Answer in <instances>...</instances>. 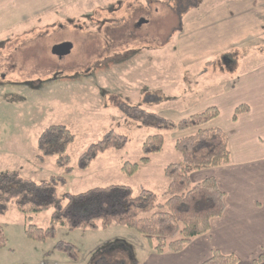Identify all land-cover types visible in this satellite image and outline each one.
<instances>
[{
  "label": "rangeland",
  "instance_id": "rangeland-1",
  "mask_svg": "<svg viewBox=\"0 0 264 264\" xmlns=\"http://www.w3.org/2000/svg\"><path fill=\"white\" fill-rule=\"evenodd\" d=\"M220 4V0H0V177L19 173L39 183L62 176L68 181L59 188L62 196L110 186L128 187L136 196L147 189L165 204L164 170L182 161L175 141L187 132L160 129L159 118L177 123L224 105L230 94L229 101L243 98L244 91L228 90L226 85H233L242 69L264 68V34H254L243 44L219 36L220 26L213 18L220 16L219 10L226 12ZM142 19L147 23L139 25ZM189 21L194 23L189 26ZM64 41L71 42L73 50L59 60L51 50ZM227 54L231 61H225ZM51 126H64L75 136L68 150L70 175L58 167L55 157H39L38 140ZM109 131L127 137L125 149L108 151L88 170H81L80 156ZM157 134L165 138L164 151L141 164L145 140ZM127 164L139 168L130 175L123 170ZM52 213L35 217L34 224L48 227ZM114 228L125 230L129 239L134 235L137 245H148L134 231ZM6 229L8 244L0 251V264H15L12 249L20 236L32 241L23 229ZM84 232L101 231L69 234L84 244L95 239ZM103 236L111 237L112 231Z\"/></svg>",
  "mask_w": 264,
  "mask_h": 264
},
{
  "label": "trees",
  "instance_id": "trees-1",
  "mask_svg": "<svg viewBox=\"0 0 264 264\" xmlns=\"http://www.w3.org/2000/svg\"><path fill=\"white\" fill-rule=\"evenodd\" d=\"M248 112L247 105L238 106L233 121L237 122L239 116ZM219 116V109L210 107L177 123L159 118L162 123L160 129L180 133L195 130L175 141V150L182 161L164 170L168 181L165 204H159L157 194L150 190L142 189L134 196L132 190L125 186L95 188L84 194L62 196L58 191L67 185L65 177H51L48 181L38 183L19 173H11L0 177V218L8 215L11 207H15L24 218V234L29 241L38 244L54 241L55 251L72 263L79 261L78 250L71 243L57 240L60 229L70 232L106 231L118 226L137 233L158 255L181 253L193 240L208 234L212 221L222 217L226 210L225 194L215 178L199 182L192 180L195 172L231 163L227 133L221 128L208 127ZM74 141L75 136L68 128L51 126L38 140L39 157L41 160L55 157L58 167L70 175L73 168L70 167L68 150ZM127 144V137L109 131L80 156L79 168L88 170L100 155L112 150H124ZM164 147L163 135L148 137L142 146L143 158L140 163L149 164L151 157L162 153ZM128 165L123 170L130 175L139 168V164H133L129 170ZM65 200L68 201L66 204ZM50 210L53 213L48 227L34 224L35 217ZM7 244L5 229L0 223V251L6 249ZM123 252H131L130 247L119 241L111 243L94 254L91 264H125L124 258L117 257L118 253ZM238 263L239 259L235 255L213 250L203 264ZM253 264H264V251L254 259Z\"/></svg>",
  "mask_w": 264,
  "mask_h": 264
},
{
  "label": "crops",
  "instance_id": "crops-1",
  "mask_svg": "<svg viewBox=\"0 0 264 264\" xmlns=\"http://www.w3.org/2000/svg\"><path fill=\"white\" fill-rule=\"evenodd\" d=\"M220 2L219 7L226 8V12L219 10L220 16L213 18L219 23V36L236 38L239 44H243L254 34H264V0ZM217 8L213 10L214 14ZM192 23L194 22L189 21V26ZM210 37L213 38V35L210 34ZM227 57L228 54L225 55V61L228 60ZM235 81L233 85H226V88H232L233 91L239 89L245 95L236 101H229L230 94L224 98L226 104L223 101L224 105L213 106L219 109L220 116L208 125L209 128H221L227 133L231 163L192 174L194 182L215 178L225 194V213L212 221L210 232L193 240L181 253L158 255L146 244L137 245L139 241H134V235L131 234L130 239L124 237L125 230L114 228L116 226L107 231L84 232L90 240L95 238L89 242L86 240V244L72 238L68 230L60 229L57 240L71 243L77 248L78 263H85L83 260L88 262L98 250L119 241L128 245L131 250L129 253L117 254L126 263L133 257L138 259V264H203L210 258L213 250H219L225 255H235L239 259L238 264H253L254 259L264 251V68L254 66L242 69ZM243 104L249 107V112L239 116L238 121L234 122L235 110ZM228 119L231 121L227 122ZM194 132L195 130L187 131L186 135ZM0 223L5 230L13 227L21 231L23 229L24 233V218L15 207H11L6 217L0 218ZM109 231H112V236L104 237ZM18 244L12 249L15 252V264H72L55 251L54 241L38 244L28 242L20 236Z\"/></svg>",
  "mask_w": 264,
  "mask_h": 264
},
{
  "label": "water",
  "instance_id": "water-1",
  "mask_svg": "<svg viewBox=\"0 0 264 264\" xmlns=\"http://www.w3.org/2000/svg\"><path fill=\"white\" fill-rule=\"evenodd\" d=\"M145 23H147V21L145 19H142L139 22V25H142V24H145ZM72 49H73V44L72 43H70V42L62 43V44H59V45H55L53 47L52 53L54 55L59 56L60 58H62V57L70 55L71 52H72Z\"/></svg>",
  "mask_w": 264,
  "mask_h": 264
},
{
  "label": "flooded vegetation",
  "instance_id": "flooded-vegetation-1",
  "mask_svg": "<svg viewBox=\"0 0 264 264\" xmlns=\"http://www.w3.org/2000/svg\"><path fill=\"white\" fill-rule=\"evenodd\" d=\"M62 43H68L67 41H64V42H60V43H58V44H56V45H59V44H62ZM71 43V42H70ZM54 47V46H53ZM52 50H53V48H52ZM52 50H51V52H52ZM73 50V49H72ZM53 54V53H52ZM54 55V54H53ZM54 56H56V55H54ZM69 56V55H68ZM59 60H63L65 57H67V56H65V57H62V58H60L59 56H56Z\"/></svg>",
  "mask_w": 264,
  "mask_h": 264
}]
</instances>
